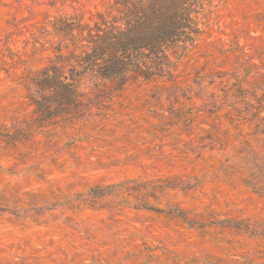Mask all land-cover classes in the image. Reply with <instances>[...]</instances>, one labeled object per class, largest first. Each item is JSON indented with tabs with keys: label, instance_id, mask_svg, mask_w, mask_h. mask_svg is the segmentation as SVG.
<instances>
[{
	"label": "rangeland",
	"instance_id": "rangeland-1",
	"mask_svg": "<svg viewBox=\"0 0 264 264\" xmlns=\"http://www.w3.org/2000/svg\"><path fill=\"white\" fill-rule=\"evenodd\" d=\"M115 2L0 0V264H264V0H193L162 72L102 105L83 77L81 118L2 139L35 117L30 77L76 67ZM127 179L172 187L77 196Z\"/></svg>",
	"mask_w": 264,
	"mask_h": 264
},
{
	"label": "trees",
	"instance_id": "trees-1",
	"mask_svg": "<svg viewBox=\"0 0 264 264\" xmlns=\"http://www.w3.org/2000/svg\"><path fill=\"white\" fill-rule=\"evenodd\" d=\"M192 1L174 0L175 9L168 12L157 0H116L118 14L109 20L99 15L101 22L95 24L94 33L88 29L87 42L91 46L85 45L87 49L76 57V67L65 70L64 64H51L30 77L27 90L35 117L12 134H1L2 139L4 137L10 144L34 125L36 129L58 120L71 122L81 118L87 106L79 86L83 77L94 78L92 99L102 105L109 100L110 87L120 89L130 77L149 80L162 72L161 67L167 63L165 49L177 41L191 39L188 34L192 32ZM78 27L83 30L81 24ZM57 57L59 63H63L64 56ZM106 82L112 85L106 86ZM260 174L261 170L258 176ZM170 187L159 179L139 182L127 179L105 187H93L77 196L82 202H95L109 197L122 198L121 192L127 191L136 192L146 200L156 199L157 193ZM141 208L154 209L147 202L141 204ZM176 216L186 219L183 212H177Z\"/></svg>",
	"mask_w": 264,
	"mask_h": 264
}]
</instances>
